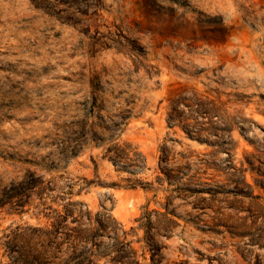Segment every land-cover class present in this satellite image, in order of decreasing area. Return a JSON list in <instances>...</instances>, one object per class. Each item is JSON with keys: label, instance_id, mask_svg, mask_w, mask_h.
<instances>
[{"label": "rangeland", "instance_id": "obj_1", "mask_svg": "<svg viewBox=\"0 0 264 264\" xmlns=\"http://www.w3.org/2000/svg\"><path fill=\"white\" fill-rule=\"evenodd\" d=\"M82 1L0 0V264H264V0Z\"/></svg>", "mask_w": 264, "mask_h": 264}, {"label": "bare ground", "instance_id": "obj_2", "mask_svg": "<svg viewBox=\"0 0 264 264\" xmlns=\"http://www.w3.org/2000/svg\"><path fill=\"white\" fill-rule=\"evenodd\" d=\"M71 2V1H70ZM74 2V1H73ZM83 3L81 4L83 7H86L88 4H89V1L88 0H86V1H82ZM92 3V2H91ZM76 5H77V3H76ZM75 8V7H74ZM79 10V9H78ZM77 10V11H78ZM80 13V12H79ZM125 16V15H124ZM123 16V17H124ZM119 20V19H118ZM92 23V22H91ZM124 24V23H123ZM114 28V27H113ZM129 29V28H128ZM91 30V29H90ZM125 31V30H124ZM130 31V30H129ZM128 32V31H127ZM129 33V32H128ZM86 36V35H85ZM131 36V35H130ZM128 37V36H127ZM130 38V37H129ZM155 42V41H154ZM161 42V41H160ZM103 43V42H102ZM163 43V42H162ZM173 43V42H172ZM155 44V43H154ZM170 45H171V43H170ZM176 45V44H175ZM88 47V46H87ZM166 51V50H165ZM171 52H173V51H171ZM152 67V66H151ZM92 76V75H91Z\"/></svg>", "mask_w": 264, "mask_h": 264}, {"label": "trees", "instance_id": "obj_3", "mask_svg": "<svg viewBox=\"0 0 264 264\" xmlns=\"http://www.w3.org/2000/svg\"><path fill=\"white\" fill-rule=\"evenodd\" d=\"M80 259V258H79Z\"/></svg>", "mask_w": 264, "mask_h": 264}]
</instances>
